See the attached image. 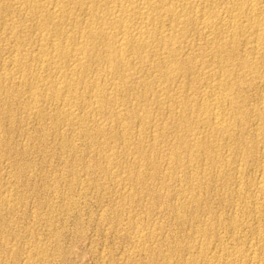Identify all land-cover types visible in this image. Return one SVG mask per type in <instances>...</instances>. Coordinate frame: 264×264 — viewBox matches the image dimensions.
Masks as SVG:
<instances>
[{
	"label": "rangeland",
	"instance_id": "374dc122",
	"mask_svg": "<svg viewBox=\"0 0 264 264\" xmlns=\"http://www.w3.org/2000/svg\"><path fill=\"white\" fill-rule=\"evenodd\" d=\"M255 1H258L256 3L257 25L251 28L247 26V24H244L245 18L247 16V18H250V15L244 11L242 15L245 16H242L244 17L242 18V22L244 24L243 34L245 37L244 35L239 37L238 42L235 43L238 46L234 45L233 47H229L230 44L225 45V50L222 53L223 56H221L226 62L228 61L227 64L225 61L218 62L219 59L215 60L216 58L212 56V54H209L207 55L209 61L206 59L207 56L202 60L205 61V64L199 60L202 62L200 64L201 68L198 67L196 68L197 70L195 69L197 71L195 72V76L193 72V75L182 78L185 82L178 79L179 82H177L179 84L176 82V85H174L186 86L185 88L187 89L192 86V89L190 87V93L199 91L201 87H216H214V89L217 91L213 89V91H215V96L210 103L212 102L211 104L218 106L221 115L224 117L226 126H223L224 128L222 127L223 130L222 128H218L221 130L213 128L214 131H212V120L205 121L206 123H201L199 121L194 122L193 119L191 120L190 118L191 115H187L189 118L186 117V122L188 121L187 125L192 129L191 134L190 132L185 133L184 130L177 128L176 112H170L171 115H169L170 113L167 107L169 104H165V106L162 107L163 110L160 108L159 111L157 104L158 100L153 91H150L152 88L154 89V87L158 86L159 81H157L156 76H154V68L152 70L148 66L149 64L140 68L133 63V66H136V71L139 73L138 77L142 75L138 79L139 82L138 80L133 81L132 88L124 93L118 92L116 94L119 98L122 96L125 99L124 101L122 97L120 98V100L122 99L121 104H124L122 107L125 109L128 107L127 109L130 113V115L127 116V109L126 111L124 109V111L122 110V114L125 115L126 120L122 118L121 122L118 120L119 123L117 120L115 121L114 118L111 119V117H113L110 115L112 104H109V101L106 100V104H108L109 108H107L105 104L106 110L104 109V111L107 113L102 111L101 113H97L94 117H91L93 115L91 112L92 109H90L91 107L85 108V110L84 107L80 105L76 106L74 113L86 117L89 121L94 119L95 122L93 121V124L91 121L89 123L86 118H83V121L80 122L81 125L78 124L79 127L77 124L73 125V123H68V119H59L62 123L59 121L55 122V120H53L55 117L54 110L59 104H56L54 101L50 103V100H47L49 94L48 87L56 82L57 75H55L54 70L51 69L52 71H47L49 73L43 72L46 73L44 76L43 74L41 75V73H37L40 77L42 76V78L39 76L36 78V73L34 74L33 70L31 71L26 67L27 61L30 62L31 56L36 53L32 51L34 50L33 48H35L34 43L40 42L43 34L47 35V32L48 35L46 37L50 40H54V32L50 29L48 31L45 30L46 32L43 33L39 31L40 34L37 33L38 30L35 31V28H38L36 21H34L33 17L28 13L29 11L27 12L28 14H26V12L22 10L23 8L27 11L28 9H26V6H20L21 8H19L17 0L3 1L5 4H2L0 7V264H264V0ZM105 2L108 4L107 2L109 1L105 0ZM16 9L18 14L15 11ZM82 13L83 12H81L80 15L78 13L80 17H77L78 19L76 22L78 23L70 21V24L68 21L63 23L65 24L64 26L62 25L65 32V28H67L68 31H73L74 27L77 29L80 28V25L81 27L84 26L86 16ZM31 17L32 19H29ZM81 17H83V19ZM1 18L4 19V21ZM71 23L74 27L71 26ZM73 24H77L78 26ZM51 25L53 26V22H50V27H52ZM71 27L73 30H71ZM194 28L193 25L191 30L186 33L187 36L185 35L189 40L184 38V41L186 39V41L195 44L192 48L183 44L184 46L182 45L183 49L181 50L182 52L185 49L184 52L181 53H184L183 56H186V53L187 55L190 53L189 55L195 54L198 56L201 51L200 49L203 47L202 37L197 30V32L193 31L195 30ZM190 31H193V33L191 34ZM19 33H21L20 37ZM2 34L4 35L1 36ZM197 34L199 36H197ZM17 35L19 37L18 39L15 37ZM194 35L197 39H195ZM52 36L53 38H51ZM192 38L193 40H191ZM196 40H198V42ZM26 42L28 44H26ZM19 43L22 46L17 45ZM195 45H198V47ZM227 47L228 50H226ZM189 48L190 52H188ZM191 49H193L192 51L195 53H193ZM15 51L20 53L21 56L24 55L23 57L27 55L25 57L27 59H25L26 64L22 65L23 67L25 66L26 69L22 68V66L14 68L10 64L9 59L13 56L12 53H16ZM30 51L32 53H30ZM226 51L228 53H226ZM25 52H27V54ZM96 52L98 55L100 53L101 56L104 54L103 49H100L99 46H97ZM232 54H235V56ZM224 55L226 58L228 57L227 60L224 58ZM8 60L9 62L7 63ZM97 60H99V58L92 60L88 65L90 67L92 65L91 68L95 69L93 72L96 73V76L99 73L97 70L103 73L105 68L103 62ZM210 61H213V65L210 63L211 67L208 65ZM94 64L96 68L98 66L97 69L94 67ZM220 64L221 67L223 65L225 68H221ZM27 65H29V63ZM20 67L22 68V74H20ZM144 67L146 69H143ZM91 68L88 69L87 72V76L90 74L88 76L90 81L92 78H95ZM145 70L148 74L144 72ZM209 70L211 71L209 72ZM253 70L255 73H253ZM16 71L19 75H17ZM220 71H222V73ZM50 72H54V75L50 74ZM205 72L207 73V77L200 81V74ZM8 73H10V76ZM49 75L55 78H49ZM144 75H149V77ZM20 76L26 78L21 80ZM189 77L193 80L192 82ZM32 78L33 80L31 81ZM148 78L149 80H146ZM53 79H55V81ZM194 80L195 83L197 81L199 82L195 84L193 83ZM219 80L226 81L225 85L222 86L223 88H218V86H216ZM47 81H50L52 84ZM84 81L86 80L84 79L82 81L81 86L85 83ZM180 82H183L184 85L180 84ZM213 82L216 85H214ZM208 83L209 85H206ZM232 83L234 84L233 86ZM138 84H141L144 90ZM201 84L202 86H200ZM150 85L151 87L149 88ZM228 86L231 88V91ZM220 89H222L221 93ZM133 90L135 92H133ZM38 93H41L39 94L41 96H39ZM35 94H37L38 98ZM216 95L219 97L218 99ZM135 98H137V100ZM141 98H143L142 101ZM38 99L39 102L37 101ZM126 99L128 100L127 102ZM214 100L217 101V103ZM218 100H220L219 104ZM35 103H38L37 106ZM134 103L138 105L135 106ZM153 103L155 104L153 105ZM131 104H133L135 108L131 107ZM49 105L51 106L49 107ZM214 105L213 107H215ZM36 108L38 109L35 110ZM166 108L168 110H166ZM81 109L82 111L84 110L83 113ZM40 110L43 113L41 114L42 116L38 114ZM136 110L140 111V114ZM76 111L78 112L76 113ZM224 111H226V113ZM103 112L105 114H103ZM131 112L134 113V116ZM109 115L110 119H108ZM131 115L133 119L130 118ZM151 119L152 121L154 119V121L152 122ZM155 121H158V127L155 125ZM63 122L65 124H63ZM83 122L84 124H82ZM116 122L119 124H116L119 127H116ZM151 122L153 125H151ZM66 123L67 126H73L66 127ZM97 123H99L100 126L105 123L110 126L112 123L110 129L105 131V136V132L101 134L95 130L97 125L99 126ZM141 123L144 124L142 125ZM122 124L125 125V127ZM127 125H130V129L127 128ZM144 125L146 128H143L145 127ZM159 125H161V127ZM139 126H141L142 129ZM163 126H165V128H163ZM78 128L81 129L82 132L84 131L85 134L87 130L86 135L89 139L85 138V136L83 137V133ZM159 128L162 132L159 131ZM63 129H65V132ZM155 130L156 132H154ZM95 131L98 139L94 135ZM123 131H125L126 134H124L125 132ZM139 131L141 133H139ZM144 131L145 133L143 134ZM195 132L196 135L198 133L199 135L195 136L196 139H193L192 137ZM107 133L109 137H107ZM111 134H113V136ZM127 134L129 136L128 138ZM80 139H82L81 142ZM142 140L144 143H142ZM190 142H196V147H194V149L193 146H188ZM173 143H176V146ZM137 145H139V147ZM173 146L176 150L178 148V150L175 151ZM208 146L209 148H207ZM94 148H96V150ZM202 148L205 150H202ZM107 149H110L109 151L111 152ZM179 149H181L182 152ZM99 150H101V152H99ZM136 150L137 152L142 150V153L144 152L146 155L151 154L154 157V168L153 165L149 168L147 167L144 173L146 174L147 172L149 174H146L147 176L145 175V177H156L150 180L145 179L137 184V186L135 184L136 182H130L131 177L136 173V171L134 172L136 168L135 164L144 163L145 161L141 156L142 153H139L141 158ZM172 150L177 155L180 154V158L177 157V159H179V164L177 163L178 165L173 166V169L178 168V170L167 169L164 172V168L166 169L167 167L166 155L169 151L172 152ZM96 151H98V153ZM107 153H111L110 155L113 157L110 162L104 159V154ZM205 156H207V158ZM114 158L115 160L113 161ZM157 160H160L159 163L163 165L160 166ZM86 165L89 167L87 166L86 168ZM107 165H110L111 168L109 166L107 167ZM151 167L153 170H151ZM89 168L92 170L90 171ZM85 169L88 171L86 172ZM157 169L161 170L160 174H158L160 170ZM112 170H114L115 173L114 171L112 173ZM150 170L152 172L154 170V172L157 171L158 173H156L158 175L151 173ZM166 172L172 173L171 177H174L165 176ZM174 172H177V175ZM162 175H164L163 178ZM164 177H166V179ZM118 183L120 184L118 185ZM162 189L164 190L162 191ZM141 231L147 235L144 238L145 249L144 247L142 249L137 247L138 245L133 240V236L138 232L141 233ZM251 257L255 259L252 261ZM254 260H256V262ZM261 261L263 263H261Z\"/></svg>",
	"mask_w": 264,
	"mask_h": 264
},
{
	"label": "bare ground",
	"instance_id": "6f19581e",
	"mask_svg": "<svg viewBox=\"0 0 264 264\" xmlns=\"http://www.w3.org/2000/svg\"><path fill=\"white\" fill-rule=\"evenodd\" d=\"M3 1L6 2V0H0V7L1 5L5 4L3 3ZM109 2H107L108 4H106L105 0H17V5L19 8H21L20 6H26L28 9L27 11H25V9L22 8V10H24V12H26V14H30L33 17V20L36 21V25H37V29L35 28V31L38 30L37 33H39V31L41 33L46 32L45 30H52L54 32V37L53 36L51 38H53L54 40H50L49 38H47L46 36L48 35V32L46 33L47 35L43 34V36L41 37L40 42L38 43H34V47L33 48L34 52H36L34 54L33 52V56H31V61L28 62L29 65L26 64L25 61V57L21 56L20 53H12V57L9 59L10 60V64L16 68L17 66H22L23 64H26V67L29 68L31 71L33 70V73H36V78L39 76L40 77V73L41 75L49 73L47 71H50L51 69L54 70L55 75H57L56 77V82H54L53 85H51L50 87H48L49 90V94H48V100L54 101L56 102V104L58 103L59 105H57L55 111V117L53 120L59 121L60 120H67L68 119V123H73L74 124H80V122L83 121V117L82 115H76L74 112L76 106H82L85 108H90L92 109V116L94 117L97 113H101L102 111H104L105 108V104L107 101H109V104H112V107L110 108V115L113 116L111 117L114 118V120L116 121H120L122 120V118H125V115L122 114V110L124 109L126 111V109L128 108H123L121 104L122 99L120 100V98L122 97H118L116 94L118 92H126L128 89L132 88V84L133 81H137L142 75H140V77H138L139 73L138 71H136V66L134 67L133 63H135L136 65H138L140 68L142 66H145L146 64H149L148 66L153 70L154 76H156L157 81L156 83H158L157 87H154V89L152 88L153 93L155 94L156 98H157V104L159 107V111L160 108L161 110L162 107L165 106V104H169L167 105L168 109H169V113L170 112H176V125L177 128L182 129L186 132H192V129L189 125H187L188 121L186 122V119L189 118L187 115H191V120L193 119V121L197 122H203L206 123L205 121L208 120H212V131L213 128L217 129V130H221L218 128H222L223 126H226L225 124V120L224 117L221 115L218 106H215L214 104H211L210 101H212V99H214L213 97L215 96V90L213 86L211 87H206V88H200L199 91L197 92H192L190 93L191 89L193 88L192 86L191 89L189 87V89L185 88L186 86H178V79L184 78L185 76H191L193 75L194 72V76H195V72H197L196 68L200 67L201 68V63L205 62L202 61L204 60V58L207 55H211L214 56L215 60L219 59V61L224 62L225 59L222 58V53L225 50V45H229L230 46H236L237 44H235L236 42H238L239 37H241L242 35H244V31H243V25L247 24V26L252 27H256L257 25V17H256V2L255 0H108ZM13 2V1H12ZM105 2V3H104ZM246 2V3H245ZM8 5V4H7ZM71 5V6H70ZM4 7V6H3ZM7 8V7H6ZM9 9V8H7ZM12 9V8H11ZM1 10V9H0ZM21 10V9H19ZM261 10V9H260ZM5 11V10H4ZM11 11V10H10ZM17 12V9L15 10ZM29 11V12H28ZM246 11L250 16V18H245L244 20V24L242 22V15L243 12ZM20 12V11H19ZM28 12V13H27ZM83 12L84 15L86 16V20L84 22V26L80 28L75 29L74 26V30L73 28L71 30L73 31H68L67 28H65L66 32L64 31V25L63 23L65 22H73L75 23L77 21V17L78 13L80 15V13ZM263 12V11H261ZM9 13V11H8ZM15 13V12H13ZM82 13V14H83ZM246 13V14H247ZM3 14V13H1ZM6 14V12H5ZM18 14V12H17ZM25 14V13H24ZM245 14V13H244ZM3 16V15H2ZM263 16V15H262ZM1 17V16H0ZM5 17V16H4ZM12 17V15H11ZM29 18V19H32ZM80 18V17H79ZM83 19V17H81ZM2 19V18H1ZM4 21V19H2ZM32 20V21H33ZM262 20V19H261ZM31 21V22H32ZM79 21V20H78ZM10 22V21H9ZM14 22V21H13ZM29 22V21H28ZM48 22H49V26H48ZM50 22H53V26L50 27ZM69 22V24H70ZM82 22V21H80ZM264 22V21H263ZM21 23V22H20ZM35 23V22H34ZM78 23V22H76ZM80 24V23H79ZM35 25V27H36ZM63 25V26H62ZM73 25H77V24H73ZM83 25V24H82ZM194 25V32L199 33V35L202 37V41H203V47L200 49V53L198 54V56L194 55H189L190 53H186V56L183 54H181L182 52H184V50L181 52L182 45L185 44L187 45V47L189 46L190 48H192L194 46V44H192L189 41H186V33H188L189 30H191L192 26ZM262 25V24H261ZM11 26V25H10ZM14 26V25H13ZM24 26V25H23ZM34 26V25H33ZM68 26V25H67ZM66 26V27H67ZM78 26V25H77ZM5 27V26H4ZM3 27V28H4ZM69 27V26H68ZM14 28V27H13ZM20 28V25H19ZM18 28V29H19ZM48 28V29H47ZM12 29V28H11ZM23 29V28H22ZM26 29V28H25ZM24 29V30H25ZM15 30V29H14ZM197 30V31H196ZM22 31V30H21ZM31 31V30H29ZM33 31V30H32ZM193 31L191 32V34L193 33ZM16 32V31H15ZM23 32V31H22ZM21 32V33H22ZM50 32V31H49ZM51 32V33H53ZM12 33V31H11ZM21 33H19V37L21 35ZM27 33V32H26ZM25 33V35H26ZM32 33V32H31ZM30 33V34H31ZM257 33V32H256ZM10 34V33H9ZM40 34V33H39ZM50 34V33H49ZM195 34V33H194ZM246 34V33H245ZM4 34H2L1 36H3ZM13 35V34H12ZM24 35V34H23ZM33 35V34H32ZM42 35V34H41ZM45 35V36H44ZM52 35V34H51ZM186 35V36H185ZM197 34V36H199ZM193 36V35H192ZM17 39L19 38L18 35L15 36ZM30 37V36H29ZM34 37V35H33ZM50 37V36H49ZM190 37V36H188ZM195 37V35H194ZM245 37V35H244ZM14 38V39H16ZM27 38V37H26ZM184 38L185 41H184ZM29 39V38H28ZM195 39H197L195 37ZM199 39V38H198ZM7 40V39H6ZM189 40V39H188ZM193 40V38L191 39ZM8 41V40H7ZM15 41V40H14ZM23 41V40H22ZM198 42V40H196ZM262 41V40H261ZM9 42V41H8ZM37 42V41H36ZM201 42V41H200ZM264 42V40H263ZM5 43V42H4ZM18 43V42H17ZM22 43V42H21ZM26 44H28L26 42ZM264 44V43H263ZM19 46H22L19 44H17ZM1 46V45H0ZM7 46V45H6ZM26 46V45H25ZM31 46V45H30ZM97 46L100 47V49H103V55L101 56L100 53L99 55L97 54L96 50H97ZM184 46V45H183ZM196 47H198V45H195ZM238 46V45H237ZM3 47V46H2ZM8 47V46H7ZM18 47V46H17ZM16 47V48H17ZM27 47V46H26ZM33 47V44H32ZM231 47V48H232ZM186 48V46H185ZM190 48L189 51L190 52ZM230 48V49H231ZM235 48V47H234ZM237 48V47H236ZM240 48V47H239ZM259 48V47H258ZM3 50V49H2ZM15 50V49H14ZM13 50V51H14ZM31 50V49H30ZM187 50V49H186ZM193 49H191L192 51ZM228 50V47L227 49ZM232 50V49H231ZM19 51V50H18ZM195 51V50H194ZM261 51V50H260ZM259 51V52H260ZM29 52V51H28ZM193 52V51H192ZM197 52V50H196ZM234 52L236 53V51L234 50ZM239 52V51H238ZM10 53V52H9ZM27 54V52H25ZM30 53H32L30 51ZM195 53V52H193ZM226 53H228L226 51ZM231 53V52H230ZM102 54V53H101ZM225 54V53H224ZM98 55V56H97ZM222 55V56H221ZM226 55V54H225ZM224 55V58H226V56ZM230 55V54H229ZM235 56V54H232ZM29 56V55H28ZM231 56V55H230ZM233 57V56H232ZM103 62L104 65V70L103 73H100V71L97 70V72H99L97 74V76L95 75L96 73L93 72L92 69V65L91 67L88 66L89 63L94 60V59H98ZM209 58L208 56L206 57V59ZM212 59V58H211ZM210 59V60H211ZM228 59V57L226 58V60ZM235 59V58H234ZM9 60L7 61V63L9 62ZM27 60V59H26ZM97 60V61H99ZM202 62H200V61ZM208 60V59H207ZM232 60V59H231ZM5 61V59H4ZM209 61V60H208ZM207 61V62H208ZM230 61V59H229ZM238 61V60H237ZM253 61V60H252ZM200 62V63H199ZM213 62V61H212ZM212 62H209V66L210 63L212 64ZM217 62V61H216ZM228 62V61H227ZM227 62L225 61V63L227 64ZM68 63V64H67ZM93 64V63H92ZM205 64V63H204ZM217 64V63H216ZM219 64V63H218ZM224 64V63H222ZM225 64V65H226ZM232 64V62H231ZM243 64V63H242ZM257 64V63H256ZM6 65V62H5ZM10 65V66H11ZM66 65V66H65ZM98 65V64H97ZM207 65V64H206ZM205 65V66H206ZM207 65V66H208ZM213 65V64H212ZM224 65V66H225ZM241 65V64H239ZM244 65V64H243ZM102 66V64H101ZM242 66V65H241ZM256 66V65H254ZM8 67V66H7ZM92 70L93 72V76H95V78L90 81V79H88V75L87 76V72L88 69ZM95 67V64H94ZM93 67V68H94ZM103 67V66H102ZM138 67V68H139ZM204 67V66H202ZM211 67V66H210ZM213 67V66H212ZM221 67V64H220ZM223 67V65H222ZM221 67V68H222ZM21 68V67H20ZM22 68H25V66ZM22 68H21V73L22 74ZM67 68V69H66ZM96 68V67H95ZM98 68V66H97ZM96 68V69H97ZM101 68V67H100ZM99 68V70H100ZM147 68V66H146ZM145 67L143 69H146ZM225 68V67H223ZM251 68V67H250ZM26 69V68H25ZM148 69V68H147ZM196 69V70H195ZM213 69V68H212ZM237 69V68H236ZM254 69V68H253ZM9 70V69H8ZM142 70V69H141ZM195 70V71H194ZM223 70V69H222ZM4 71V70H3ZM12 71V70H11ZM19 71V69H18ZM28 71V70H27ZM30 71V72H31ZM35 71V72H34ZM52 71V70H51ZM143 71V70H142ZM149 71V70H148ZM201 71V70H198ZM211 70H209L210 72ZM214 71V70H213ZM226 71V70H225ZM246 71V70H245ZM251 71V70H250ZM254 71V70H253ZM17 72V71H16ZM29 72V74H30ZM46 72V73H43ZM53 72V73H54ZM90 72V71H89ZM96 72V71H95ZM144 72H147L146 70ZM151 72V71H150ZM149 72V73H150ZM157 72V74H156ZM222 73V71H220ZM224 72V70H223ZM242 72V71H241ZM5 73V72H4ZM7 73V72H6ZM26 73V71H25ZM39 73V74H37ZM50 72V74H53ZM91 73V72H90ZM152 73V75H153ZM199 73V72H198ZM255 73V71L253 72ZM10 76V73H8ZM27 74V73H26ZM32 74V73H31ZM148 74V72H147ZM226 74V73H225ZM263 74V73H262ZM16 75V73H15ZM17 75H19V73L17 72ZM54 75V74H53ZM150 75V74H149ZM149 75H144V76H148ZM199 75V74H197ZM209 75V74H208ZM214 75V74H213ZM220 75V74H219ZM232 75V73H231ZM14 76V75H13ZM92 76V75H91ZM92 76V77H93ZM211 76V75H210ZM222 76V75H221ZM224 76V73H223ZM259 76V74H258ZM48 77V75H47ZM54 76L49 75V78H53ZM151 77V76H150ZM199 77V76H198ZM207 77V73H201L200 74V81L205 79ZM220 77V76H219ZM218 77V78H219ZM8 78V77H7ZM12 78V76H11ZM10 78V79H11ZM23 78L26 77H22L20 76V79L22 80ZM28 78V77H27ZM31 78V77H30ZM42 78V76L40 77ZM44 78V77H43ZM46 78V77H45ZM48 78V79H49ZM55 78V77H54ZM146 78V77H145ZM190 78V77H189ZM209 78V77H208ZM222 78V77H221ZM224 78V77H223ZM47 79V80H48ZM85 83L83 84V86H81V83L83 80ZM191 79V78H190ZM195 79V78H194ZM210 79V78H209ZM228 79V78H227ZM236 79V78H235ZM15 80V79H14ZM20 80V82H21ZM27 80V79H26ZM33 80V78L31 79V81ZM38 80V79H37ZM36 80V81H37ZM42 80V79H41ZM55 81V79H53ZM146 80H149L146 79ZM197 80V78H196ZM207 80V79H206ZM237 80V79H236ZM257 80V79H256ZM35 81V79H34ZM178 81V82H177ZM183 81V80H182ZM193 80L191 79V82ZM208 81V80H207ZM232 81V79H231ZM24 82V81H22ZM39 82V81H38ZM41 82V81H40ZM50 82V81H47ZM139 82V80H138ZM141 82V81H140ZM176 82L178 83L177 86ZM185 82V81H183ZM183 82H180V84L184 85ZM190 82V81H188ZM199 82V81H197ZM196 82V83H197ZM204 82V81H203ZM210 82V81H209ZM215 82V81H214ZM213 82V84H214ZM225 80H219V82L214 85L218 86V88L222 87L223 85H225ZM1 83V82H0ZM4 83V82H3ZM2 83V85H3ZM7 83V82H6ZM44 83V81H43ZM46 83V82H45ZM135 83V82H134ZM148 83V82H147ZM153 83V82H152ZM150 83V84H152ZM195 83V80L194 82ZM195 83V84H196ZM202 83V82H201ZM254 83V82H253ZM5 84V83H4ZM12 84V83H10ZM42 84V83H41ZM50 84H52L50 82ZM154 84V83H153ZM190 84V83H189ZM200 84V83H199ZM14 85V83H13ZM34 85V84H32ZM37 85V84H36ZM141 86V84H138ZM145 85V84H144ZM149 85V84H148ZM157 85V84H156ZM155 85V86H156ZM191 85V84H190ZM194 85V84H193ZM206 85H209L206 84ZM205 85V86H206ZM212 85V84H211ZM210 85V86H211ZM227 85V84H226ZM234 84L232 83V86ZM39 86V85H37ZM137 86V85H136ZM146 86V85H145ZM188 86V85H187ZM196 86V85H194ZM198 86V85H197ZM202 86V84L200 85ZM231 86V85H230ZM264 86V85H263ZM135 87V86H134ZM133 87V88H134ZM142 87V86H141ZM140 87V88H141ZM151 87V85L149 86V88ZM204 87V85H203ZM229 87V86H228ZM31 88V87H30ZM35 88V87H34ZM33 88V89H34ZM143 88V87H142ZM148 88V86H147ZM216 88V87H215ZM217 88V89H218ZM223 88V87H222ZM230 88V87H229ZM228 88V89H229ZM235 88V87H233ZM32 89V88H31ZM39 89V88H38ZM146 89V88H145ZM213 89L215 91H213ZM225 89V88H224ZM40 90V89H39ZM43 90V89H41ZM144 90V88H143ZM149 90V89H148ZM220 93L222 92V89H220ZM227 90V89H226ZM234 90V89H233ZM248 90V89H247ZM148 91V92H150ZM190 91V92H189ZM194 91V90H193ZM219 91V90H218ZM225 91V90H223ZM231 91V88H230ZM240 91V90H239ZM131 92V91H130ZM133 92H135L133 90ZM139 92V91H136ZM144 92V91H143ZM228 92V91H227ZM147 93V92H146ZM219 93V94H220ZM231 93V92H229ZM236 93V92H235ZM28 94V93H27ZM41 93H38V95ZM140 94V93H138ZM232 94V93H231ZM33 95V94H32ZM31 95V96H32ZM37 97V94H35ZM46 95V94H45ZM44 95V97H45ZM119 95V94H118ZM130 95V94H129ZM136 95V93H135ZM134 95V96H135ZM148 95V94H147ZM240 95V94H239ZM41 96V95H39ZM126 96V95H125ZM223 96V95H221ZM226 96V95H225ZM224 96V97H225ZM35 97V96H34ZM33 97V100H34ZM35 97V100H36ZM43 97V98H44ZM127 97V96H126ZM129 97V96H128ZM136 97V96H135ZM138 97V96H137ZM141 97V95H140ZM143 97V96H142ZM154 97V96H153ZM32 98V97H30ZM38 98V97H37ZM111 98V100H110ZM123 98V97H122ZM132 98V97H131ZM139 98V97H138ZM145 98V97H144ZM148 98V97H147ZM216 98L218 99L219 97ZM215 98V100H216ZM29 99V98H28ZM42 99V98H41ZM124 99V98H123ZM128 99V98H127ZM126 99V102L128 101ZM134 99V97H133ZM137 100V98H135ZM140 99V98H139ZM146 99V98H145ZM154 99V98H153ZM233 99V98H232ZM107 100V101H106ZM143 100V98H141V101ZM151 100V98H150ZM214 100V101H215ZM226 100V99H223ZM39 102V99L37 100ZM125 101V99H124ZM140 101V100H139ZM138 101V102H139ZM213 101V102H214ZM29 102V101H28ZM41 102V101H40ZM137 102V101H136ZM151 102V101H150ZM154 102V101H153ZM217 103V101H215ZM220 100H218V104H219ZM14 103V102H13ZM44 103V102H42ZM40 103V104H42ZM46 103V102H45ZM53 103V102H52ZM125 103V102H124ZM130 103V102H129ZM148 103V102H147ZM27 104V103H26ZM36 104V103H35ZM38 104V103H37ZM36 104V106H37ZM126 104V103H125ZM135 106L136 103H134ZM142 104V103H141ZM155 103H153L154 105ZM34 105V104H33ZM32 105V106H33ZM48 105V104H47ZM129 105V104H128ZM131 107H134L133 104H131ZM144 105V104H143ZM142 105V107H143ZM149 105V104H148ZM213 105L215 107H213ZM243 105V104H242ZM34 106V107H36ZM51 105H49L50 107ZM55 106V105H54ZM107 108H109L108 104H106ZM141 106V105H140ZM146 106V105H144ZM151 106V105H150ZM232 106V105H231ZM238 106V105H237ZM10 107V106H9ZM33 107V109H34ZM53 107V106H52ZM81 107V108H82ZM130 107V106H129ZM141 107V108H142ZM152 107V106H151ZM157 107V108H158ZM122 108V109H121ZM135 108V107H134ZM146 108V107H145ZM154 108V106H153ZM156 108V109H157ZM238 108V107H237ZM38 108H36L35 110H37ZM79 109V108H78ZM144 109V108H143ZM142 109V110H143ZM147 109V108H146ZM166 108V110H168ZM239 109V108H238ZM14 110V109H13ZM53 110V109H52ZM86 110V109H85ZM123 110V111H124ZM148 110H149V106H148ZM243 110V109H242ZM50 111V110H49ZM53 111V112H54ZM82 111V109H81ZM84 111V110H83ZM82 111V113H83ZM109 111V109H108ZM129 110L127 109V116L130 115V113L128 112ZM138 111V110H136ZM141 111V109H140ZM138 111V113L140 112ZM15 112V111H14ZM38 112V111H37ZM44 112V111H43ZM78 111H76L77 113ZM90 112V113H91ZM106 112V111H104ZM103 112V114H105ZM135 112V110H134ZM226 113V111H224ZM261 112V111H260ZM107 113V112H106ZM124 113V112H123ZM132 113V112H131ZM137 113V112H136ZM135 113V114H136ZM147 113V112H146ZM152 113V112H151ZM168 113V114H169ZM223 113V112H222ZM256 113V112H255ZM9 114V113H8ZM40 116H42L41 114H43L40 110V113H38ZM81 114V113H80ZM87 114V113H86ZM134 116V113H132ZM140 114V113H139ZM142 114V112H141ZM145 114V111H144ZM150 114V113H149ZM224 114V113H223ZM240 114V113H239ZM84 115V114H83ZM110 115L108 117V119H110ZM124 115V117H123ZM171 115V113L169 114ZM236 115V114H235ZM53 116V114H52ZM137 116V114H136ZM139 116V115H138ZM141 117V115H140ZM145 117V116H143ZM149 117V116H147ZM153 117V116H152ZM187 117V118H186ZM52 118V117H51ZM89 118H90V114H89ZM132 118V115L131 117ZM136 118V117H135ZM142 118V117H141ZM140 118V120H141ZM151 118V116H150ZM87 119V118H86ZM92 119V118H91ZM107 119V118H106ZM133 119V118H132ZM30 120V118H29ZM70 120V121H69ZM89 121V119H87ZM126 120V118H125ZM137 120V119H135ZM143 120V119H142ZM147 120V119H146ZM149 120V119H148ZM156 120V119H155ZM172 120V119H171ZM190 120V121H191ZM236 120V119H235ZM10 121V120H9ZM12 121V120H11ZM43 121V120H42ZM91 121V120H90ZM89 121V123H90ZM94 121V119L91 121V123ZM118 121V122H119ZM128 121V120H127ZM134 121V120H133ZM152 121V119H151ZM154 121V119H153ZM152 121V122H153ZM231 121V120H230ZM47 122V121H46ZM62 123V121H59ZM66 122V121H65ZM87 122V121H86ZM95 122V121H94ZM103 122V121H102ZM100 122V123H102ZM108 122V121H107ZM112 122V121H111ZM119 122V123H120ZM124 122V120H123ZM131 122V121H130ZM141 122V121H140ZM139 122V123H140ZM150 122V121H149ZM148 122V123H149ZM151 122V123H152ZM158 122V121H157ZM157 122L155 121V125L157 126ZM164 122V121H163ZM27 123V122H26ZM59 123V124H61ZM88 123V122H87ZM136 123V121H135ZM145 123V122H144ZM143 123V124H144ZM20 124V122H19ZM53 124V123H52ZM63 124H65L63 122ZM84 124V122L82 123ZM93 124V123H92ZM96 124V123H95ZM99 124V123H97ZM107 124V123H105ZM101 124L102 126L97 125V128H95V130L98 133L104 134V132L106 130L110 129V126L107 124ZM118 124L117 122L115 123V125ZM128 124V122H127ZM132 124V123H131ZM142 124V123H141ZM142 124V125H143ZM165 124V123H164ZM197 124V123H195ZM15 125V124H14ZM71 125V126H73ZM76 125V126H77ZM78 125V127H79ZM90 125V124H89ZM114 125V126H115ZM119 125V124H118ZM123 125V124H122ZM150 125V124H147ZM153 125V123L151 124ZM150 125V126H151ZM166 125V124H165ZM191 125V124H190ZM207 125V124H206ZM21 126V125H20ZM69 126V125H68ZM67 123H66V127ZM69 126V127H71ZM88 126V125H87ZM121 126V125H120ZM125 127V125H123ZM128 126V125H127ZM130 126V125H129ZM129 126L127 128H129ZM133 126V125H132ZM136 126V125H135ZM145 126V125H144ZM154 126V127H156ZM161 127V125H159ZM211 126V125H210ZM259 126V125H258ZM261 126V125H260ZM17 127V126H16ZM28 127V126H27ZM65 127V125H64ZM82 127V126H81ZM89 127V126H88ZM87 127V128H88ZM92 127V126H91ZM116 127H119L116 125ZM115 127V128H116ZM141 127V126H139ZM158 127V126H157ZM169 127V126H167ZM194 127V126H193ZM241 127V126H240ZM77 128V127H76ZM84 128V127H82ZM114 128V127H113ZM143 128H146L143 127ZM149 128V127H148ZM163 128H165V126H163ZM196 128V127H195ZM210 128V127H209ZM224 128V127H223ZM222 128V130H223ZM50 129V128H49ZM79 129V128H78ZM93 129V128H92ZM130 129V128H129ZM128 129V131H129ZM142 129V127H141ZM151 129L153 130V128L151 127ZM168 129V128H167ZM211 129V128H210ZM227 129V128H225ZM62 130V129H61ZM65 132V129H63ZM70 130V128H69ZM81 131V129H79ZM127 130V129H126ZM140 130V129H139ZM166 130V129H165ZM181 130V132H182ZM259 130V129H258ZM261 130V129H260ZM79 131V133H80ZM91 131V130H90ZM96 131L94 133L95 137H96ZM112 131V130H110ZM148 131V130H147ZM159 131H161V129L159 128ZM195 131V130H194ZM56 132V131H55ZM77 132V131H76ZM75 132V133H76ZM82 132V131H81ZM89 132V131H88ZM125 132V131H123ZM153 132V131H152ZM156 132V130L154 131ZM162 132V131H161ZM211 132V131H210ZM209 132V133H210ZM216 132V131H215ZM261 132V131H260ZM2 133V132H1ZM78 133V134H79ZM83 133V137L85 136V138L87 137V130H86V134ZM91 133V132H90ZM93 133V132H92ZM139 133H141L139 131ZM138 133V134H139ZM145 133V131L143 132V134ZM212 133V132H211ZM100 134V135H101ZM108 134V133H107ZM126 134V132L124 133ZM123 134V135H124ZM134 134V133H133ZM172 134V133H170ZM201 134V133H200ZM223 134V133H222ZM46 135V134H45ZM93 135V137H94ZM106 135V132L104 134V136ZM113 136V134H111ZM110 135V136H111ZM122 135V136H123ZM182 135V134H181ZM199 133L196 135L193 134V139H196L195 136H198ZM207 135V134H206ZM102 136V135H101ZM142 136V135H140ZM160 136V135H159ZM46 137V136H45ZM99 137V136H98ZM109 137V134L108 136ZM106 137V138H107ZM128 134H127V138H128ZM181 137V136H180ZM3 138V137H2ZM30 138V137H29ZM97 138V137H96ZM102 138V137H101ZM104 138V137H103ZM105 138V139H106ZM124 138V137H123ZM126 138V139H127ZM178 138V137H177ZM187 138V137H186ZM260 138V137H259ZM28 139V138H27ZM48 139V138H47ZM84 139V138H83ZM89 139V138H88ZM86 139V140H88ZM98 139V138H97ZM108 139V138H107ZM106 139V141H107ZM113 139V138H112ZM111 139V140H112ZM122 139V138H121ZM190 139V138H189ZM44 140V139H43ZM57 140V139H55ZM78 140V139H77ZM140 140V139H139ZM154 140V139H153ZM156 140H157V136H156ZM79 141V140H78ZM82 141V139H80V142ZM84 141V140H83ZM105 141V143H106ZM127 141V140H126ZM129 141V140H128ZM147 141V140H146ZM180 141V140H179ZM195 141V140H194ZM201 141V140H200ZM228 141V140H227ZM67 142V141H66ZM71 142V141H69ZM116 142V141H115ZM118 142V141H117ZM124 142V141H123ZM140 142V141H138ZM208 142V141H207ZM219 142V141H218ZM231 142V141H230ZM37 143V142H36ZM43 143V142H42ZM95 143V142H94ZM142 143H144V141L142 140ZM141 143V144H142ZM156 143V142H155ZM178 143V141H177ZM199 143V142H198ZM102 144V143H101ZM100 144V145H101ZM116 144V143H115ZM140 144V145H141ZM161 144V143H160ZM174 144V143H173ZM176 144V143H175ZM174 144V145H175ZM61 145V144H60ZM106 145V144H105ZM94 146V145H93ZM114 146V145H113ZM121 146V144H120ZM139 147V145H137ZM142 146V145H141ZM153 146V145H152ZM176 146V145H175ZM184 146V145H183ZM188 146H193L196 147V142L194 143H188ZM232 146V145H231ZM247 146V145H246ZM263 146V145H262ZM174 147V146H173ZM179 147V146H177ZM47 148V147H46ZM92 148V147H91ZM108 148V147H107ZM137 148V147H136ZM141 148V147H140ZM175 148V147H174ZM180 148V147H179ZM209 148V146L207 147ZM251 148V147H250ZM74 149V148H73ZM72 149V150H73ZM78 149V148H77ZM96 150V148H94ZM99 149V148H98ZM129 149V148H128ZM144 149V148H143ZM154 149V148H153ZM173 149V148H172ZM211 149V148H210ZM243 149V148H242ZM32 150V149H31ZM67 150V149H66ZM69 150V149H68ZM71 150V151H72ZM94 150V151H95ZM108 151L110 149H107ZM150 150V148H149ZM170 150V149H169ZM178 150V148H177ZM175 148V151H177ZM181 150V149H179ZM189 150V149H188ZM196 150V148H195ZM201 150V149H200ZM202 150H205L202 148ZM106 151V150H105ZM142 151V150H141ZM140 151V152H141ZM191 151V150H190ZM207 151V150H206ZM64 152V151H63ZM98 153V151H96ZM99 152H101V150H99ZM104 152V149H103ZM102 152V153H103ZM111 152V151H109ZM113 152V151H112ZM135 152V150H134ZM137 152V150H136ZM140 152H137V154L140 156ZM146 152V151H145ZM153 152V151H152ZM151 152V153H152ZM182 152V150H181ZM195 152V151H194ZM193 152V153H194ZM197 152V151H196ZM203 152V151H202ZM205 152V151H204ZM248 152V151H247ZM1 153V152H0ZM106 153V152H105ZM142 153V152H141ZM147 153V152H146ZM156 153V152H155ZM190 153V152H189ZM22 154V153H21ZM24 154V153H23ZM27 154V153H26ZM60 154V153H59ZM100 154V153H99ZM111 153H107L104 154V159L105 161H111L112 160V155H110ZM113 154V153H112ZM128 154V153H127ZM134 154V153H133ZM198 154V153H197ZM195 154V155H197ZM203 154V153H202ZM208 154V151H207ZM250 154V153H249ZM115 155V153H114ZM113 155V156H114ZM158 155V154H156ZM179 155V156H178ZM176 154L175 152H168L167 156V163H166V169L164 168V172L165 170H169V169H173L175 165L179 164V159H177V157L180 158V154ZM186 155V154H185ZM206 155V154H205ZM16 156V155H15ZM81 156V155H80ZM100 156V155H99ZM98 156V158H99ZM102 156V154H101ZM141 156L144 159V163H137L136 168L134 169V172L136 171V173L131 177V181L130 182H136V186L137 184H139L140 182L144 181L145 179H151L152 176L150 177H145L146 174H148L146 172V174L144 173V171L147 169V167L149 168L150 166L153 165L154 168V157L151 154H144V152L141 154ZM140 156V157H141ZM155 156V154H154ZM159 156V155H158ZM165 156V158H166ZM221 156V155H220ZM245 156V155H244ZM71 157V156H70ZM115 157V156H114ZM137 157V156H136ZM141 157V158H142ZM161 157V156H159ZM207 158V156H205ZM231 157V156H230ZM35 158V157H34ZM126 158V157H125ZM156 158V157H155ZM227 158V157H226ZM245 158V157H244ZM90 159V158H89ZM100 159V158H99ZM157 159V158H156ZM115 160V158L113 159V161ZM141 160V159H140ZM166 160V159H165ZM198 160V159H197ZM206 160V159H205ZM104 161V162H105ZM136 161V160H135ZM142 161V160H141ZM158 163L160 162V160H157ZM163 161V160H162ZM89 162V161H88ZM108 162V163H109ZM118 162V161H117ZM156 162V161H155ZM197 162V161H196ZM199 162V161H198ZM225 162V161H224ZM93 163V162H92ZM112 163V162H111ZM114 163V162H113ZM178 163V164H177ZM233 163V162H232ZM264 163V162H263ZM103 164V163H102ZM105 164V163H104ZM107 164V163H106ZM160 166L163 165L161 163H159ZM183 164V163H182ZM195 164V163H194ZM73 165V162H72ZM156 165V164H155ZM191 165V164H190ZM210 165V164H209ZM88 165H86L87 168ZM91 166V165H90ZM100 166V164H99ZM110 167V165H107V167ZM114 166V165H113ZM118 166V165H117ZM122 166V165H121ZM181 166V165H179ZM189 166V165H188ZM211 166V165H210ZM30 167V165H29ZM89 167V166H88ZM94 167V165H93ZM116 167V166H114ZM156 167V166H155ZM163 167V166H162ZM178 167V166H177ZM192 167V166H191ZM200 167V166H199ZM85 168V167H84ZM91 168V167H90ZM89 168V169H90ZM111 168V167H110ZM152 168V167H151ZM153 168L151 170H153ZM158 168V167H157ZM161 168V167H159ZM181 168V167H179ZM189 168V167H188ZM95 169V168H93ZM97 169V167H96ZM105 169V168H104ZM187 169V168H186ZM86 170V169H85ZM92 169H90L91 171ZM99 170V169H98ZM108 170V169H107ZM110 170V169H109ZM116 170V169H115ZM123 170V169H122ZM150 170V171H151ZM160 170V169H157ZM173 170H178V168L173 169ZM205 170V169H204ZM88 170H86L87 172ZM100 171V170H99ZM114 170H112L111 172L113 173ZM131 171V170H130ZM148 171V170H147ZM149 171V173H150ZM155 171V170H154ZM152 172L151 173H155L156 172ZM171 171V170H170ZM196 171V170H195ZM232 171V170H231ZM244 171V170H243ZM106 172V171H105ZM108 172V171H107ZM161 170L159 171L158 174H160ZM187 172V171H186ZM191 172V171H190ZM82 173V172H80ZM92 173V172H91ZM115 173V171H114ZM163 173V172H162ZM177 175V172H174ZM221 173V172H220ZM157 174V175H158ZM62 175V174H61ZM115 175V174H114ZM132 175V174H130ZM149 175V174H148ZM206 175V174H205ZM223 175V174H222ZM11 176V175H10ZM78 176V175H77ZM147 176V175H146ZM164 175H162L163 178ZM165 176H172V173L170 172H166ZM109 177V176H108ZM111 177V176H110ZM161 177V176H160ZM174 177V176H173ZM171 177V178H173ZM201 177V176H200ZM60 178V177H59ZM79 178V176H78ZM77 178V179H78ZM116 178V177H115ZM156 178V177H155ZM152 178V179H155ZM166 179V177H164ZM219 178V177H218ZM255 178V177H254ZM69 179V178H68ZM128 179V178H127ZM130 179V178H129ZM158 179V178H157ZM156 179V180H157ZM161 179V178H160ZM242 179V178H241ZM247 179V178H246ZM59 180V179H58ZM72 180V179H71ZM112 180V179H109ZM108 180V182H109ZM119 180V178H118ZM117 180V181H118ZM168 180V178H167ZM180 180V179H179ZM253 180V179H252ZM77 181V180H76ZM113 181V180H112ZM123 181V179H122ZM155 181V180H154ZM102 182V181H101ZM115 182V181H114ZM129 182V183H130ZM132 182V183H133ZM146 182V181H145ZM161 182V181H160ZM171 182V181H170ZM188 182V181H187ZM197 182V181H196ZM231 182V181H229ZM46 183V182H45ZM74 183V182H73ZM111 183V182H110ZM122 183V182H121ZM156 183V182H155ZM227 183V182H226ZM81 184V183H80ZM120 183H118L119 185ZM144 184V183H143ZM166 184V183H165ZM186 184V183H185ZM200 184V183H199ZM211 184V183H210ZM235 184V183H234ZM19 185V184H18ZM101 185V184H100ZM130 185V184H129ZM217 185V184H216ZM224 185V184H223ZM71 186V185H70ZM108 186V185H107ZM106 186V187H107ZM144 186V185H143ZM164 186V185H163ZM35 187V186H34ZM57 187V186H56ZM118 187V186H116ZM165 187V186H164ZM193 187V186H192ZM131 188V187H130ZM169 188V187H168ZM125 189V187H124ZM144 189V188H142ZM166 189V188H165ZM109 190V189H108ZM121 190V189H120ZM161 190V188H160ZM164 189H162L163 191ZM261 190V189H260ZM50 191V190H49ZM135 191V190H134ZM166 191V190H165ZM196 191V190H194ZM26 192V191H25ZM88 192V191H86ZM125 192V191H123ZM142 192V191H141ZM158 192V191H157ZM178 192V191H177ZM6 193V192H5ZM151 193V192H150ZM156 193V192H155ZM161 193V192H160ZM7 194V193H6ZM10 194V193H9ZM65 194V193H64ZM94 194V193H93ZM164 194V193H163ZM34 195V194H33ZM112 195V194H111ZM126 195V194H125ZM175 195V194H174ZM42 196V195H41ZM90 196V195H89ZM98 196V195H97ZM183 196V195H182ZM17 197V196H16ZM40 197V196H39ZM54 197V196H53ZM200 197V196H199ZM238 197V196H237ZM247 197V196H246ZM134 198V197H133ZM180 198V196H179ZM240 198V197H239ZM69 199V198H68ZM147 199V198H146ZM57 200V199H56ZM70 200V199H69ZM75 200V199H74ZM81 200V199H80ZM177 200V199H176ZM245 200V199H244ZM264 201V200H263ZM124 202V201H123ZM166 202V201H165ZM238 202V201H237ZM241 202V201H240ZM73 203V202H72ZM1 204V203H0ZM8 204V203H7ZM251 204V203H250ZM258 204V203H257ZM260 204V203H259ZM70 205V204H69ZM76 205V204H75ZM188 205V204H187ZM203 205V204H202ZM65 206V205H64ZM77 206V205H76ZM140 206V205H139ZM143 206V205H142ZM261 206V205H260ZM170 207V206H169ZM197 207V206H196ZM205 207V206H204ZM118 208V207H117ZM145 208V207H144ZM237 208V207H235ZM240 208V207H239ZM47 209V208H46ZM116 209V208H115ZM139 209V208H138ZM175 209V208H174ZM118 210V209H117ZM123 210V209H122ZM131 210V209H130ZM148 210V209H147ZM146 210V211H147ZM150 210V208H149ZM160 210V209H159ZM19 211V210H18ZM61 211V210H60ZM65 211V210H64ZM203 211V210H202ZM3 212V211H2ZM42 212V211H41ZM131 212V211H130ZM157 212V211H156ZM1 213V212H0ZM9 213V212H8ZM116 213V211H115ZM260 213V212H259ZM42 214V213H41ZM55 214V213H54ZM131 214V213H130ZM61 215V214H60ZM69 215V214H68ZM11 216V215H10ZM31 216V215H30ZM176 216V215H175ZM60 217V216H59ZM137 217V216H136ZM243 218V217H242ZM3 219V218H2ZM186 219V218H185ZM257 219V218H256ZM38 220V219H37ZM121 220V219H120ZM123 220V219H122ZM209 220V219H208ZM49 221V220H48ZM250 221V220H249ZM141 222V221H140ZM229 222V221H228ZM233 222V221H232ZM10 223V222H9ZM123 223V221H122ZM227 223V222H226ZM32 224V223H31ZM133 224V223H132ZM138 224V223H137ZM48 225V224H47ZM161 225V224H160ZM248 225V224H247ZM34 226V225H33ZM45 226V225H44ZM141 226V225H140ZM233 226V225H231ZM238 226V225H237ZM24 227V226H23ZM27 227V226H26ZM18 228V227H17ZM34 228V227H33ZM146 228V226H145ZM166 228V227H165ZM196 228V226H195ZM208 228V227H207ZM217 228V227H216ZM7 229V228H6ZM148 229V228H147ZM238 229V228H237ZM139 230V229H138ZM212 230V229H211ZM242 230V228H241ZM249 230V229H248ZM22 231V230H21ZM50 231V230H49ZM170 231V230H169ZM191 231V230H190ZM225 231V230H224ZM235 231V230H234ZM36 233V232H35ZM51 233V232H50ZM122 233V232H121ZM263 233V231H262ZM145 236H147L145 233H136L133 236V240L136 242V244L138 245L137 247L139 248H143L144 247V238ZM251 236V235H250ZM165 238V237H164ZM6 240V239H5ZM30 240V239H29ZM35 240V239H34ZM39 240V239H37ZM198 240V239H197ZM23 241V240H22ZM167 241V240H166ZM246 241V240H245ZM174 242V241H173ZM252 242V240H251ZM38 243V242H37ZM42 243V242H41ZM40 243V244H41ZM7 244V243H6ZM29 244V242H28ZM173 244V243H172ZM211 244V243H210ZM225 244V243H224ZM132 245V244H131ZM155 245V244H154ZM159 245V244H158ZM171 245V244H170ZM192 245V244H191ZM246 245V244H245ZM32 246V245H31ZM157 246V245H156ZM210 246V245H209ZM7 247V246H6ZM171 247V246H170ZM196 247V246H195ZM43 248V247H42ZM140 249V250H141ZM145 249V247H144ZM143 249V250H144ZM194 249V248H193ZM4 250V249H3ZM2 250V251H3ZM34 250V249H33ZM38 250V248H37ZM168 250V249H167ZM228 250V249H227ZM32 252V251H31ZM8 253V252H7ZM159 253V252H158ZM208 253V252H207ZM15 254V253H14ZM36 254V253H34ZM157 254V253H156ZM46 255V254H45ZM165 256V255H164ZM233 256V255H232ZM243 256V255H242ZM36 257V256H35ZM56 257V256H55ZM54 257V258H55ZM130 257V256H129ZM163 257V256H162ZM220 257V256H219ZM241 257V256H240ZM246 257V255H245ZM256 257V256H255ZM4 258V257H3ZM27 258V257H26ZM191 258V257H190ZM226 258V257H225ZM228 258V257H227ZM252 258V257H251ZM250 258V260H251ZM12 259V258H11ZM44 259V258H42ZM140 259V258H139ZM247 259V258H246ZM255 258H252V261ZM46 260V259H45ZM106 260V259H105ZM129 260V259H128ZM27 261V260H26ZM48 261V260H47ZM126 261V260H125ZM179 261V260H178ZM228 261V260H227ZM256 262V260H254ZM20 262V261H19ZM35 262V261H34ZM167 262V261H166ZM2 263V262H1ZM44 263V262H42ZM47 263V262H46ZM253 263V262H252ZM261 263H263L261 261ZM7 264V263H6ZM152 264V263H151Z\"/></svg>",
	"mask_w": 264,
	"mask_h": 264
}]
</instances>
